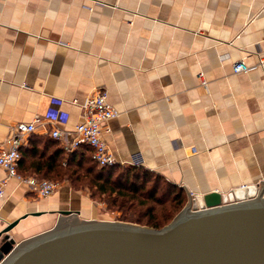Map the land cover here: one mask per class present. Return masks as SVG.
I'll return each mask as SVG.
<instances>
[{"label":"crops","instance_id":"1","mask_svg":"<svg viewBox=\"0 0 264 264\" xmlns=\"http://www.w3.org/2000/svg\"><path fill=\"white\" fill-rule=\"evenodd\" d=\"M237 60L252 69L234 73ZM102 88L120 112L105 133L118 164L160 174L187 199L264 183V0H0V144L18 122L59 112L73 130ZM22 148L25 177L50 176L51 156L68 154L40 129ZM5 179L0 231L18 220L17 242L61 210L98 214L68 181L40 197L0 167Z\"/></svg>","mask_w":264,"mask_h":264},{"label":"water","instance_id":"2","mask_svg":"<svg viewBox=\"0 0 264 264\" xmlns=\"http://www.w3.org/2000/svg\"><path fill=\"white\" fill-rule=\"evenodd\" d=\"M187 193L161 228L61 210L48 229L17 242L15 220L0 231V264H264V183Z\"/></svg>","mask_w":264,"mask_h":264},{"label":"trees","instance_id":"3","mask_svg":"<svg viewBox=\"0 0 264 264\" xmlns=\"http://www.w3.org/2000/svg\"><path fill=\"white\" fill-rule=\"evenodd\" d=\"M92 153V147L86 144L68 152L63 161H58L59 154L55 153L47 164L53 173L44 177L72 180L92 199L101 197L109 207L122 211L121 219L155 228L169 223L186 203L184 189L160 174L141 166H101ZM20 155L21 160L22 146Z\"/></svg>","mask_w":264,"mask_h":264},{"label":"built area","instance_id":"4","mask_svg":"<svg viewBox=\"0 0 264 264\" xmlns=\"http://www.w3.org/2000/svg\"><path fill=\"white\" fill-rule=\"evenodd\" d=\"M262 63V62H261ZM252 69L245 60H237L232 64L234 73L247 72ZM202 85H207L204 73L199 74ZM81 120L73 130L59 126L60 112L49 119L35 118L31 122H18L12 127L10 136L0 144V167L4 168L8 176L17 177L26 182L30 189L40 197L52 195L58 188V183L51 179L36 176H22L18 172L20 147L30 134L38 129L50 134L63 142V148L70 152L81 145H89L93 149L92 157L101 166L117 163L110 149L105 133L110 132L108 123L120 112L108 101V91L99 89L81 103ZM6 179L0 182V196L4 193ZM194 194H192L193 196Z\"/></svg>","mask_w":264,"mask_h":264},{"label":"rangeland","instance_id":"5","mask_svg":"<svg viewBox=\"0 0 264 264\" xmlns=\"http://www.w3.org/2000/svg\"><path fill=\"white\" fill-rule=\"evenodd\" d=\"M53 181H56L58 184L59 183H62L64 181H68L70 184H72V186L76 189V190H79V191H84L85 194H87L89 197L90 195L85 191V190H81V189H78L77 185L78 183H74L72 182V180H69V179H61V178H52ZM193 193L190 194V198H192ZM91 198V197H90ZM92 199V198H91ZM95 203L98 204V214L96 216H94V219L96 220H120V221H126V220H123L121 219V216H122V211H118L116 208H113V207H109L108 204L104 201L103 198L101 197H96L94 199H92ZM189 201V199L186 200V203L184 204V206L181 208V210L185 207V205L187 204V202ZM180 210V211H181ZM179 211V212H180ZM178 212V213H179ZM177 213V214H178ZM176 214V215H177ZM175 215V216H176ZM174 216V217H175ZM55 222V221H54ZM128 222H131V221H128ZM136 223V222H134ZM141 225H146V224H141ZM147 226H150V225H147Z\"/></svg>","mask_w":264,"mask_h":264}]
</instances>
